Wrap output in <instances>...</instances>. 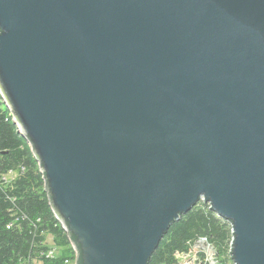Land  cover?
I'll return each mask as SVG.
<instances>
[{
    "label": "water",
    "instance_id": "obj_1",
    "mask_svg": "<svg viewBox=\"0 0 264 264\" xmlns=\"http://www.w3.org/2000/svg\"><path fill=\"white\" fill-rule=\"evenodd\" d=\"M0 96L74 264H147L201 199L264 264V0H0Z\"/></svg>",
    "mask_w": 264,
    "mask_h": 264
},
{
    "label": "trees",
    "instance_id": "obj_2",
    "mask_svg": "<svg viewBox=\"0 0 264 264\" xmlns=\"http://www.w3.org/2000/svg\"><path fill=\"white\" fill-rule=\"evenodd\" d=\"M9 173L14 176L7 179ZM44 179L27 140L19 133L10 110L0 96V264H66L73 250L54 217L44 189ZM54 235L62 248L53 258L41 255L49 246L46 234ZM206 236L217 251L216 264H233L225 253L229 248V224L200 202L168 227L147 264H171L173 252L187 248V242ZM66 255V256H64Z\"/></svg>",
    "mask_w": 264,
    "mask_h": 264
},
{
    "label": "built area",
    "instance_id": "obj_3",
    "mask_svg": "<svg viewBox=\"0 0 264 264\" xmlns=\"http://www.w3.org/2000/svg\"><path fill=\"white\" fill-rule=\"evenodd\" d=\"M8 176L11 178L14 176L13 173H9ZM203 202L201 199L198 203ZM197 203V204H198ZM209 207V203H205ZM230 226V225H229ZM231 239L229 241L230 249ZM48 258H53L51 251L41 252ZM174 261L171 264H216L217 262V251L214 245L208 240L206 236H198L187 242V248L181 251L173 252ZM67 263V261H65ZM74 263V258H73Z\"/></svg>",
    "mask_w": 264,
    "mask_h": 264
},
{
    "label": "rangeland",
    "instance_id": "obj_4",
    "mask_svg": "<svg viewBox=\"0 0 264 264\" xmlns=\"http://www.w3.org/2000/svg\"><path fill=\"white\" fill-rule=\"evenodd\" d=\"M6 178H7V179H11V176H7ZM54 217H55V216H54ZM45 242H46V244L49 246L48 251H51V252H52L53 257L60 255V251L62 250V248H64V247H60V246L58 245V243L56 244V242H55V238H54V235H52L51 233H47V234H46ZM67 248H68V250H70V248L73 250V248H72V246H71L70 243H69L68 246H66V249H67ZM225 250H226V251H225L226 255L229 256V248H228V246L225 247ZM64 256H66V255H64ZM73 258H74V253H73V257H70V256L68 257V256H67V257L64 259V262L67 261L66 264H74V263H73ZM32 264H40V263H39V261H37V259H34V260L32 261Z\"/></svg>",
    "mask_w": 264,
    "mask_h": 264
}]
</instances>
